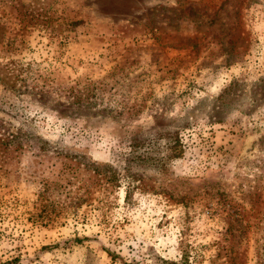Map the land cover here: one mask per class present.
I'll return each instance as SVG.
<instances>
[{
	"label": "rangeland",
	"instance_id": "rangeland-1",
	"mask_svg": "<svg viewBox=\"0 0 264 264\" xmlns=\"http://www.w3.org/2000/svg\"><path fill=\"white\" fill-rule=\"evenodd\" d=\"M160 259L264 264V0H0V264Z\"/></svg>",
	"mask_w": 264,
	"mask_h": 264
},
{
	"label": "trees",
	"instance_id": "trees-1",
	"mask_svg": "<svg viewBox=\"0 0 264 264\" xmlns=\"http://www.w3.org/2000/svg\"><path fill=\"white\" fill-rule=\"evenodd\" d=\"M132 147H133V146H132ZM160 261H161V263H164V264H177V263H173V262H167V261L162 260V259H160Z\"/></svg>",
	"mask_w": 264,
	"mask_h": 264
}]
</instances>
